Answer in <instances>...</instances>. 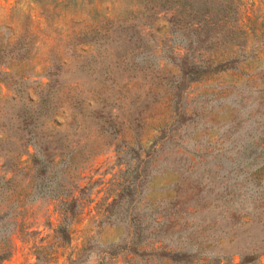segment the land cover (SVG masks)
<instances>
[{"label": "rangeland", "instance_id": "rangeland-1", "mask_svg": "<svg viewBox=\"0 0 264 264\" xmlns=\"http://www.w3.org/2000/svg\"><path fill=\"white\" fill-rule=\"evenodd\" d=\"M192 1L0 0V138L23 148L24 108L56 124L78 197L67 241L55 199H24L0 264H186L188 238L197 264H264V0Z\"/></svg>", "mask_w": 264, "mask_h": 264}, {"label": "trees", "instance_id": "trees-1", "mask_svg": "<svg viewBox=\"0 0 264 264\" xmlns=\"http://www.w3.org/2000/svg\"><path fill=\"white\" fill-rule=\"evenodd\" d=\"M156 1L163 9L171 8V6L178 8L186 5L191 6L194 11L199 8V4H194L192 0ZM201 65L202 63L197 61L189 62L188 68L182 71L183 74L185 73L187 75V81L200 77V73L204 69H201ZM2 73L6 74L7 71L3 70ZM54 80L55 78H51L48 73L47 80L43 82L44 89L40 88L37 91L36 101L38 103V110L44 116V121H39V124L46 123L47 118L55 111V104L54 102L52 103V97L50 96V88ZM28 112L27 109H23L20 123L21 129H25V136L19 134L17 137V140L23 146L21 150L5 148V139L0 138V258H4L9 252L8 235L16 223L13 214L24 199L30 200L37 195H47L56 200V205L59 210V221L54 230L56 236L63 241L68 240L69 232L67 224L77 213V195L73 193L72 187L68 185L64 186L65 183L58 178L57 171L59 170L55 156L64 150L63 147L65 144L61 136L57 134L58 130L55 129V132L52 130L56 124L51 125V131L48 132L40 129L34 131L36 118L32 113ZM96 114L98 115L99 113ZM28 145L32 149L29 153L27 169L24 170L23 166L19 164V157ZM62 161L64 162V160ZM77 190H81V187H77ZM163 231L165 233V230ZM186 243L188 248H185L181 253L185 257L186 264L199 263L196 250L195 252L192 250L191 238H188ZM174 253L177 254L178 251Z\"/></svg>", "mask_w": 264, "mask_h": 264}]
</instances>
